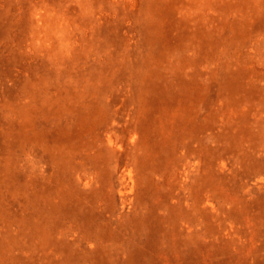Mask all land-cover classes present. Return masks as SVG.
Segmentation results:
<instances>
[{
	"label": "rangeland",
	"instance_id": "rangeland-1",
	"mask_svg": "<svg viewBox=\"0 0 264 264\" xmlns=\"http://www.w3.org/2000/svg\"><path fill=\"white\" fill-rule=\"evenodd\" d=\"M0 264H264V0H0Z\"/></svg>",
	"mask_w": 264,
	"mask_h": 264
}]
</instances>
